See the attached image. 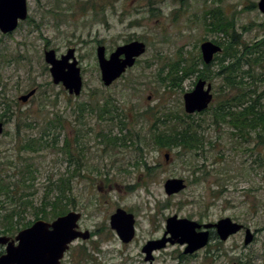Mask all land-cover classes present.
<instances>
[{
	"label": "rangeland",
	"instance_id": "374dc122",
	"mask_svg": "<svg viewBox=\"0 0 264 264\" xmlns=\"http://www.w3.org/2000/svg\"><path fill=\"white\" fill-rule=\"evenodd\" d=\"M257 1L27 0L28 15L42 19L39 27L23 20L9 33L0 31V47L5 46L8 54L24 57L20 63L12 62L0 70L6 82L2 89L19 103L15 106L17 116L5 123L0 135V184L9 185L15 201H9L8 196L0 198L8 206L16 202L24 208L21 223L35 221L46 192L50 199L56 196L52 184L61 176H70V200L63 202L68 203V211L81 214L78 229L88 230L90 236L72 241L60 264H264V142L254 131L244 139L228 124L214 122L211 109L194 113L202 126L199 131L204 145L199 150L178 152L177 148L157 147L148 129L150 123L139 119L136 127L144 141L142 153L131 139H125L124 144L105 143L100 134H126L125 130L119 132L117 119L105 121L88 109L79 118L74 113L78 103L88 105L96 97L108 95L119 99L116 103L125 108L151 107L160 117L162 113L184 111L183 94L193 88L196 73L177 86L167 77L168 63L178 59V52L187 61L197 58L203 39L222 40L221 34L209 32L205 26L211 21L205 13L213 8L219 7L225 17L234 20L245 42L264 36V14L258 10ZM130 40L143 41L145 52L105 86L96 46L103 44L108 54ZM70 47L81 68L83 83L78 95H70L61 84L52 82L43 55L45 49L53 48L59 56ZM211 68L213 72L217 66L212 64ZM207 81L214 93L210 105L215 106L222 92L221 79ZM31 88H36L35 94L20 102L17 97ZM55 113L62 116V126L51 129L59 132L57 146L50 143V133L46 138L51 145L24 148L29 138H38L41 129H49L48 118ZM18 120H30L27 122L34 126L20 125L17 129ZM76 135L78 143L74 141ZM66 136L72 153L79 155L78 167L58 148ZM140 155L153 166L150 171L137 165ZM170 177L184 178L185 188L167 195L163 183ZM116 207L135 218V236L129 243H122L109 226V215ZM173 214L198 222L229 216L248 227L253 239L244 245V228L226 240L215 234L206 247L193 254L184 253L185 244L167 243L153 252L151 263L145 261L141 247L147 239L161 236L166 217ZM48 216L38 219L55 218Z\"/></svg>",
	"mask_w": 264,
	"mask_h": 264
},
{
	"label": "trees",
	"instance_id": "16d2710c",
	"mask_svg": "<svg viewBox=\"0 0 264 264\" xmlns=\"http://www.w3.org/2000/svg\"><path fill=\"white\" fill-rule=\"evenodd\" d=\"M50 11V9H45V12ZM207 15L211 19L205 24L207 30L221 34V37H223L222 40H220L221 38L212 39V41L222 46L221 54L214 55L213 60L209 64H205L200 54H198L197 58L193 57L187 61L188 58L178 52V59L168 63L167 77L177 86L180 85L184 78L193 73H196V79L209 80L213 77H220L221 84L219 88L222 91L220 98L215 106L209 105L199 113L211 109L214 122L228 124L244 139L250 135L251 131H254L259 141L264 142V36L252 42H245L240 38L234 20L225 17L219 7L207 10L205 18ZM41 21L42 19L36 20L31 15H28L26 19V22L34 23L37 28L42 23ZM7 49L9 50V48ZM23 60L24 57L21 54H8L5 46L0 47V70L1 67L10 65L12 62L17 64ZM182 62L183 64H181ZM212 64L217 66L213 72ZM244 66H246L245 69L243 68ZM5 85L6 82L3 81V75L0 74V120L7 123L13 116H17L15 106L19 103L6 95L2 89ZM259 86H262L261 90H258L257 87ZM116 102L118 103L119 99L111 95L96 97V101L90 102L88 105L78 103L74 113L77 112L76 117L79 118L82 117L85 111L91 110L105 121L112 122L117 119L119 132L125 130L126 134L121 137L100 134L105 137V143L112 145L115 143L124 144L123 141L125 139H131L136 141L137 149L142 152L141 142L144 141L141 137V132L136 127L139 119L150 123L148 129L151 130V139L157 147L177 148L178 152H180V149L199 150L204 145L205 139L199 131L202 126L193 117L194 113L187 114L184 111L166 112L162 113L160 117L158 111H153L151 107L139 109L129 106L125 108ZM61 117L60 114L55 113L53 118H48L49 129H41L39 137L29 138L23 144V147L36 150L42 146L51 145L50 143H52L53 147H56L59 132L53 133L51 129L62 126ZM27 121L30 120H18L17 129L20 125L22 128L23 126H34ZM77 132L78 130L76 134ZM50 133H52V138L51 142L48 143L46 136H49ZM74 141L78 143L77 135ZM78 147L81 150L79 145ZM58 148L68 156L69 162L72 160L76 162L77 167L80 165L79 155L77 157V155L72 153L71 142L67 136L64 137L63 144ZM140 156L141 159L136 162L137 165L142 164L146 171H150L153 166L149 165L143 155ZM193 172H197V170L193 169ZM70 182V176H61L58 181L52 184L57 191L56 196H54V199H50L48 192H46L47 194L44 196L41 206L35 212V219L47 218L48 214L56 217L68 211V203H64L63 200H70L68 196L71 190ZM10 192L12 190L9 189L8 184H0V197L8 196L9 201H15L14 197H11ZM4 201V199L0 198V234L14 236L18 230L30 225L34 220L21 223V212L24 208H19L16 202L13 206H8L3 203ZM47 206L50 207L48 208Z\"/></svg>",
	"mask_w": 264,
	"mask_h": 264
},
{
	"label": "water",
	"instance_id": "95a60500",
	"mask_svg": "<svg viewBox=\"0 0 264 264\" xmlns=\"http://www.w3.org/2000/svg\"><path fill=\"white\" fill-rule=\"evenodd\" d=\"M258 10L264 14V0L257 1ZM27 0H0V31L9 33L13 31L20 21L27 18ZM145 43L141 40H130L117 45L114 50L106 54L103 44L96 46V58L100 71V78L105 86L121 76L125 70L134 65L135 60L145 52ZM201 59L209 64L214 55L222 50V46L212 40L206 39L199 44ZM45 61L49 64L52 82L61 84L70 95H78L82 89L81 68L75 56V50L70 47L65 53L56 55L53 48L43 52ZM36 88L18 96V100L26 102L34 95ZM213 100L212 84L203 78H198L191 90L183 94V109L187 114L205 110ZM4 124L0 120V135ZM167 159L168 154H164ZM182 178L170 177L165 179L163 189L167 195L179 192L185 187ZM81 214L70 210L58 215L51 221L37 219L30 225L18 230L13 236L0 234V246L4 252L0 253V264H59L70 243L75 239H87L88 230L78 229V220ZM109 224L122 242H129L135 233L134 216L121 207H117L110 215ZM195 220L180 217L176 214L168 216L164 235L160 239L148 240L142 247L146 254L145 260H151V252L163 248L167 242L185 244L184 252L191 253L204 246L208 241V231L196 232L199 227ZM214 226L216 234L221 240H226L244 228L240 222L232 220L229 216L219 218L205 227ZM253 239V233L244 228V245ZM232 264H239L233 262Z\"/></svg>",
	"mask_w": 264,
	"mask_h": 264
},
{
	"label": "flooded vegetation",
	"instance_id": "af4514ba",
	"mask_svg": "<svg viewBox=\"0 0 264 264\" xmlns=\"http://www.w3.org/2000/svg\"><path fill=\"white\" fill-rule=\"evenodd\" d=\"M60 55V54H59ZM212 93H213V90H212ZM213 97H214V93H213ZM183 180H184V182L186 181L184 178H182ZM185 184H186V182H185ZM186 186V185H185ZM185 188V187H184ZM117 208V207H116ZM115 208V209H116ZM115 209H114V211H115ZM113 211V212H114ZM112 212V213H113ZM111 213V214H112ZM131 213V212H130ZM110 214V215H111ZM110 215H109V218H110ZM166 219H167V217H166ZM166 219H165V228H166ZM196 221V220H195ZM198 224H200L199 225V227H197V228H195V231L196 232H200V231H208V241L206 242V244L204 245V246H202V247H200V248H198V249H196L195 251H193V252H191V253H189V254H193V253H195L196 251H198L199 249H203V247H206V245L209 243V240H210V238H212L215 234H216V231H215V227L214 226H209V227H205V225L206 224H211V223H214L213 221H207V222H204V221H196ZM109 226H110V224H109ZM134 226H135V218H134ZM111 228V227H110ZM112 229V228H111ZM114 230V229H113ZM164 231H165V229L163 230V232L161 233V236H159V237H156V238H154V239H160L163 235H164ZM114 232L116 233V231L114 230ZM116 235H117V233H116ZM134 236H135V233H134ZM134 236L132 237V239L130 240V241H132L133 240V238H134ZM117 237L119 238V236L117 235ZM119 240H120V238H119ZM148 240H151V239H147L146 240V242L148 241ZM121 241V240H120ZM129 241V242H130ZM122 242V241H121ZM129 242H127V243H129ZM145 242V243H146ZM122 243H125V242H122ZM144 243V244H145ZM167 243H169V242H167ZM166 243V244H167ZM178 243V242H177ZM143 244V245H144ZM180 244V243H179ZM143 247V246H142ZM142 247H141V252H143L142 251ZM165 247V246H164ZM155 250H157V249H155ZM155 250H153L152 252H151V255H152V259L154 258V256H153V252H155ZM144 253V252H143ZM185 253V252H184ZM145 253H144V260H145ZM152 259L149 261V263H151V261H152ZM145 261H148V260H145Z\"/></svg>",
	"mask_w": 264,
	"mask_h": 264
}]
</instances>
